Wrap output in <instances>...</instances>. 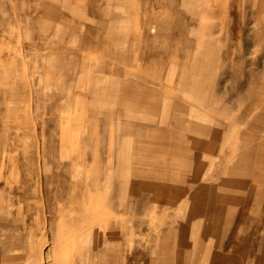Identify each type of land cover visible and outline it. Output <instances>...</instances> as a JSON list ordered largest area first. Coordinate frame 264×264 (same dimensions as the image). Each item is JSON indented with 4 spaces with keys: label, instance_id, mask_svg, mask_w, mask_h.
<instances>
[{
    "label": "rangeland",
    "instance_id": "1",
    "mask_svg": "<svg viewBox=\"0 0 264 264\" xmlns=\"http://www.w3.org/2000/svg\"><path fill=\"white\" fill-rule=\"evenodd\" d=\"M1 2L0 264H264V27L108 50Z\"/></svg>",
    "mask_w": 264,
    "mask_h": 264
},
{
    "label": "crops",
    "instance_id": "2",
    "mask_svg": "<svg viewBox=\"0 0 264 264\" xmlns=\"http://www.w3.org/2000/svg\"><path fill=\"white\" fill-rule=\"evenodd\" d=\"M30 1L33 0H22L28 27L30 18L44 17V11L40 13L34 8L30 15ZM2 4L8 5L14 15L17 13L15 0H4ZM41 6L38 1V7ZM54 16L60 18L63 14L54 13ZM68 17L75 31L78 28L83 31L89 25L99 26L97 32L102 34L103 46L108 50L128 48L122 44L128 41L150 42L143 46L148 50L154 48L151 43L164 40L166 49H173L177 42L186 51L208 55L211 49L236 50L234 37L230 35L243 33L255 20L264 27V0H70ZM225 38L229 45L218 47L217 41ZM217 53L214 57L219 59L212 64H226ZM228 59L227 65H233L237 58Z\"/></svg>",
    "mask_w": 264,
    "mask_h": 264
}]
</instances>
